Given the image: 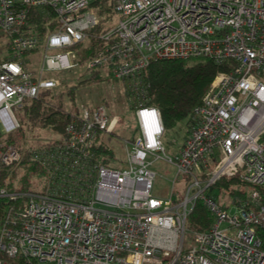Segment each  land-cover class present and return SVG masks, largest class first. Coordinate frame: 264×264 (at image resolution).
Listing matches in <instances>:
<instances>
[{
	"label": "built area",
	"instance_id": "built-area-1",
	"mask_svg": "<svg viewBox=\"0 0 264 264\" xmlns=\"http://www.w3.org/2000/svg\"><path fill=\"white\" fill-rule=\"evenodd\" d=\"M91 1L0 0L8 57H0V173L20 159L7 140L19 127L17 110L59 85L46 73L78 67L73 47L102 20ZM110 1L106 45L84 67L128 91L136 126L126 160L103 163L96 150L119 117L81 105L63 136L34 152L46 170L40 187L17 190L10 173L0 176V264H264V0ZM32 7L53 11L54 31H31ZM38 48L35 74L23 55ZM200 59L226 70L214 75L197 124L168 156L161 113L140 100L141 72L151 60ZM158 160L175 170L162 196L153 192ZM224 177L249 184L246 202L215 188ZM218 194L227 198L220 203ZM198 204L212 218L204 230L187 226Z\"/></svg>",
	"mask_w": 264,
	"mask_h": 264
},
{
	"label": "trees",
	"instance_id": "trees-1",
	"mask_svg": "<svg viewBox=\"0 0 264 264\" xmlns=\"http://www.w3.org/2000/svg\"><path fill=\"white\" fill-rule=\"evenodd\" d=\"M90 6L96 8L102 20L88 31L87 41L73 47L79 64L74 69L78 68L82 72L81 76L87 77L76 83H65L63 87L60 83L61 88L59 89L43 90L35 99L23 103L17 110L19 127L13 133L18 134L19 138L16 140L11 133L7 140L18 148L20 159L0 173L1 177L10 173V188L30 191L39 187L46 170L40 160L34 157V152L37 149L48 147L61 138L66 125L79 114L80 107L75 104L77 84L87 79L93 81L105 79L101 69L87 70L84 64L106 45L102 34L109 29L108 24L113 20L112 2L92 0ZM28 22L31 31L38 36L55 30L54 13L48 7L30 8ZM2 51L0 47V57ZM225 70L224 64L210 59L151 60L141 72L144 94L140 100L146 106L159 109L164 127L163 135L179 122L185 121L186 138L191 128L197 124L195 110L201 104L202 96L211 80L218 71ZM65 98L69 101L68 107L64 102ZM130 107L132 108V104ZM40 129L56 134L57 137L45 141L38 140L35 135H38ZM112 134L113 131L107 136L98 137L99 143L96 150L101 153L103 163H107L114 157L113 149L107 142ZM31 138H35L33 141H36V147L35 144L29 143ZM215 188L225 191L235 201L244 203L248 199L247 191L250 186L238 177H224L215 184ZM211 219L207 209L198 204L190 213L187 226L189 229L204 230L210 225Z\"/></svg>",
	"mask_w": 264,
	"mask_h": 264
},
{
	"label": "rangeland",
	"instance_id": "rangeland-1",
	"mask_svg": "<svg viewBox=\"0 0 264 264\" xmlns=\"http://www.w3.org/2000/svg\"><path fill=\"white\" fill-rule=\"evenodd\" d=\"M92 8L95 9L94 7ZM4 42L5 39L0 37V47L2 49L5 46ZM23 60L26 62V66L29 70L35 74H38V70L43 60L42 49L38 48L25 53L23 55ZM81 73V70L79 71L78 68H72L69 70H60L51 73L49 72L46 73L45 77L47 76L49 78H56L61 83V87H63L65 83H76L77 81L83 80L87 77L81 76ZM103 76L105 79L102 81H93L87 79L84 80V82L78 83L76 88L75 104L79 107L81 105L86 107L99 104L104 105L107 109L109 118L112 116L119 117V121L113 129V134L107 142L108 145L112 147L114 152V159L110 161V165H121L124 164V161L126 160V151L124 149L125 140L132 136V132H134L136 126L134 112L130 107L131 98L129 94H127L124 83L115 79H111L106 75ZM59 87L60 86L58 85L54 89H59ZM64 102L68 107V99L65 98ZM37 134V136L35 135L36 139H41V141L57 137L56 134L43 129H40ZM185 135V121L179 122L174 128L163 135L162 141L165 147L166 155L173 156L175 152L181 148ZM13 136L16 140L19 138V135L16 133H13ZM34 139L35 138H31L29 143L35 144L34 146L36 147V141H33ZM152 169L156 172L153 181V192L156 195H165V193L168 192L171 187L170 180L175 174L174 167L171 164H165L164 162L158 160L152 166ZM226 194H218L220 197L219 199L221 200L220 203L227 198ZM230 210H234V208L231 207ZM187 241L188 238L185 237V243H187Z\"/></svg>",
	"mask_w": 264,
	"mask_h": 264
}]
</instances>
